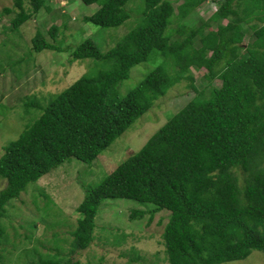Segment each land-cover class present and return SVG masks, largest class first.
Segmentation results:
<instances>
[{"label":"trees","instance_id":"1","mask_svg":"<svg viewBox=\"0 0 264 264\" xmlns=\"http://www.w3.org/2000/svg\"><path fill=\"white\" fill-rule=\"evenodd\" d=\"M30 1L32 11L25 8V0H15L19 12L12 19L13 29L45 6L44 0ZM79 1L99 5L96 13L85 17L86 23L117 28L130 17L124 8L131 0ZM144 1L143 22L115 48L103 53L86 39L71 50V62L101 61L93 73L46 105L37 99L25 103L26 111L41 115L5 147L0 158V178L7 182L0 191V219L29 185L70 159L92 164L176 84L186 80L196 90L190 70L207 71L210 94L206 97L201 91L100 184L84 186L86 196L77 208L80 218L70 232L69 253L62 244L65 239L55 232L49 251L24 248L16 262L25 256L26 264H80L71 257L95 240L96 217L103 203L118 199L146 208L133 209L131 220L150 215L151 224L155 214L170 213L162 235L169 264H222L244 260L252 251L264 253V0H211L218 10L207 21L189 27L183 21L209 0H185L178 15L170 0ZM3 12L10 15L14 9ZM174 20L184 39L172 41L168 30ZM244 25L254 32L253 42L246 46L242 45ZM49 33L56 39L58 27ZM32 44L35 52L63 51L40 31ZM153 56L159 58L155 68L121 95L119 87L129 79L131 69ZM4 244L13 249L2 247L6 253L0 252L2 264L11 259L18 244L10 242L0 223V245ZM132 255L130 263L140 260L135 250Z\"/></svg>","mask_w":264,"mask_h":264},{"label":"rangeland","instance_id":"2","mask_svg":"<svg viewBox=\"0 0 264 264\" xmlns=\"http://www.w3.org/2000/svg\"><path fill=\"white\" fill-rule=\"evenodd\" d=\"M44 1L45 6L38 13L33 14L19 29H13L12 19L19 12L15 8V0H0V158L5 147L17 141L41 115L37 110L26 111V102L37 99L41 105H46L50 99L101 65V61L94 59L71 62V50L86 39H91L101 52H108L141 25L145 10L144 0H131L124 8L129 19L120 27L103 28L84 20L98 11L97 4L87 6L79 0ZM170 1L178 15L179 7L185 0ZM5 8H13L14 12L6 15L3 12ZM25 8L32 11L30 0H25ZM218 8L216 1L209 0L197 8L183 24L188 27L198 26L202 21H207ZM227 23L225 20L224 24ZM54 26L58 27L56 39L49 33ZM243 27L242 45L246 46L253 42L254 32L247 25ZM216 28L217 25H213L212 29ZM176 29L178 23L174 20L168 30H172V41L184 39L186 35L178 34ZM37 31L42 32L50 43L59 44L63 51L35 52L32 39ZM206 34L207 31L202 35ZM198 44L199 39L196 38ZM158 59L153 56L147 62L133 67L129 79L119 87L120 94H127L142 82L155 68ZM190 71L195 79L196 90L186 80L176 84L92 164L70 159L52 174L29 185L27 192L12 201L0 223L6 227L10 242H15L18 247L6 264H26L25 256L16 262L24 248L38 246L43 252L49 251L52 247L50 240L55 232L65 239L62 244L65 253H69L73 240L70 232L76 229L80 218L77 208L86 196L84 186L95 187L100 184L119 165L139 152L174 114L201 91L205 92L206 97L210 94V81L205 78L207 71ZM214 85H219V81L216 80ZM236 175L242 184V173ZM6 185V180L0 178V191ZM133 209L146 208L125 199L104 202L96 217L95 240L88 249L79 250L73 255L72 260L80 264H169L164 253L162 235L170 213L162 211L155 214L153 222L149 224L150 215L144 220H131ZM25 235H31L32 238L26 240ZM2 247L13 249L11 244L0 245L2 254H6ZM134 250L138 252L140 260L130 263ZM222 264H264V253L252 251L244 260Z\"/></svg>","mask_w":264,"mask_h":264}]
</instances>
